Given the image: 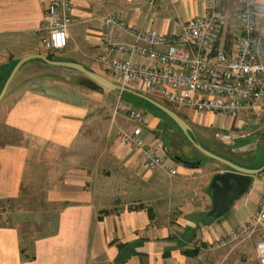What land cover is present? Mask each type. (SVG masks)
I'll return each instance as SVG.
<instances>
[{
  "label": "crops",
  "instance_id": "1",
  "mask_svg": "<svg viewBox=\"0 0 264 264\" xmlns=\"http://www.w3.org/2000/svg\"><path fill=\"white\" fill-rule=\"evenodd\" d=\"M50 1L0 0V43L4 50L16 52L11 62L30 54L44 55L53 61L79 63L111 81L108 59L149 62L114 47L134 43L148 46L124 28L116 26L114 37L109 42L103 40L108 16L138 31L156 29L165 35H178L189 19L216 10L223 15L218 46L235 52L240 36L237 0H71L74 23L68 32L69 45L64 52L49 54L40 49L48 35L45 17ZM257 13L264 29V0H257ZM13 79L16 86L6 111L5 128L21 137L6 141L0 148V201L4 202L1 210L6 211L0 216V264L258 262L255 242L261 237L260 229L226 247L213 250L208 245L255 214L264 192V171L253 177L250 189L227 214L216 217L210 213L213 203L209 186L215 174L232 169L217 170L213 163L207 166L208 156L203 153L205 158L183 157L171 138L174 126L156 108L145 104L142 135L160 149L164 158L161 167L150 169L140 150L113 140L117 126L129 132L138 126L128 117L125 123L118 112L121 105H142L122 99V92L135 93L105 86L77 69L52 65L40 57L26 62ZM129 87L144 91L146 94L128 88L158 99L178 113L188 123L190 135L206 149L191 122L209 129L217 119L231 116L198 113L176 105L178 111L141 86ZM242 114L257 118L251 128L264 120L254 111L231 117L237 122ZM155 129L166 132L167 141L161 140ZM103 166L111 168L104 174L117 180L115 189L99 186ZM173 168L176 174L171 173ZM29 179L43 180L35 183L33 193H43L48 205L45 210L34 209L31 217L29 211L12 206ZM42 211L51 215L44 218Z\"/></svg>",
  "mask_w": 264,
  "mask_h": 264
},
{
  "label": "built area",
  "instance_id": "2",
  "mask_svg": "<svg viewBox=\"0 0 264 264\" xmlns=\"http://www.w3.org/2000/svg\"><path fill=\"white\" fill-rule=\"evenodd\" d=\"M237 2L240 36L235 52L218 46L223 15L216 10L189 19L184 32L178 35H165L156 29L138 31L125 21L108 16L104 21L103 40L109 42L114 37L116 26L124 28L148 46L134 43L115 44L114 47L149 62L115 57L106 62L122 84L141 86L177 106L198 113L234 116L254 111L264 116V29L257 19V0ZM73 23L71 0H51L45 17L48 35L43 38L42 46L64 52L69 45L68 32ZM157 46L162 48L157 49ZM120 109L138 126L132 132L120 130L119 141L140 150L150 169L161 167L164 158L160 150L142 135L146 112L139 107L122 105ZM171 173L176 174L177 170L173 168ZM259 229L262 233L255 242V250L259 264H264V192L255 214L226 237L211 242L208 248L226 247L242 237H251ZM195 264L203 263L198 260Z\"/></svg>",
  "mask_w": 264,
  "mask_h": 264
},
{
  "label": "rangeland",
  "instance_id": "3",
  "mask_svg": "<svg viewBox=\"0 0 264 264\" xmlns=\"http://www.w3.org/2000/svg\"><path fill=\"white\" fill-rule=\"evenodd\" d=\"M2 43L3 42L0 43V92L5 84L6 79L8 78L11 72L14 63L16 62V61H12V62L10 61L16 55V52H11L10 50H6V49L4 50L3 49L4 45ZM40 52H47L49 54H52V52L54 51L47 50L42 47V49H40ZM111 75L113 76L112 80L115 83L127 88H131L140 93L146 94L142 90L122 84L115 75L113 74ZM15 86H16V79H13V81L10 83L7 89L5 96L0 101V148L2 145L6 143V141L11 139L15 141L16 139H20L21 137V136L19 137L18 135L11 134L5 128V115L8 106L10 104V96L13 93ZM166 103L172 106L174 109L178 110V107L175 104L169 102ZM145 106L146 105L145 104L143 105L142 103V105H140L139 108L146 109ZM118 112L120 116H124L123 119L125 120L126 123L127 116L124 110L119 109ZM180 113H182L185 119L188 120L184 112L180 111ZM238 117L239 120L237 122H235L234 120L235 117H231V116H225L222 118V120L217 119L214 125L209 129H204L198 123L191 122L192 126H194L192 127V129L195 131L197 135V139L201 141L207 147V149L212 151L213 153L224 158L226 157L233 159L243 164L253 165L252 167H259L264 164V120H261L255 127L251 128L250 126L251 124H253L252 122L257 120L256 117L247 118V115L245 114H242ZM124 125L126 126V124ZM172 126L174 127H173V131L172 132L170 131L172 135L171 138L176 142V144L180 148L177 149V152L182 151L181 154L185 158H191V157L205 158L204 155L197 148L191 145L189 140L183 135V133L179 130L177 125L172 123ZM121 127L122 125L120 127L117 126V129L115 130V132H113V136H112L113 140L117 141L118 144H122L118 138V132L121 130ZM153 131L160 133L159 138L163 141H167V139L169 138L166 132H160V130L158 129H155ZM37 148L38 147H33L34 150H37ZM157 149L160 150L159 148ZM40 150L43 149L40 148ZM207 158H205L207 160V166H209L210 163H213L217 170L228 169L227 165L222 164L221 162H218L209 157ZM50 167L51 165L47 164V169H50ZM110 169L108 167L103 166L102 168L103 178L98 179V181L100 182L99 186L100 187L105 186L108 188L112 187L115 189L117 180L110 177L106 172L104 174V171L107 170L108 172H110ZM37 181L38 183L43 182V180L41 179H38ZM37 181L33 179H29L28 185L24 187L22 190L23 194H20L19 196L14 198L12 202L13 209L16 208L15 206L17 205V209L15 210L25 209L26 211H29L28 215L30 214L29 215L30 217L33 215L34 213L33 211H36L34 209H44V210L47 209L48 205L46 203L47 202L46 196L43 193H39V194L33 193L34 191H36L35 183H37ZM44 181L46 180L44 179ZM258 183L260 184L261 180L258 181ZM21 202H23V205L19 206ZM3 203H4L3 201H0V216L2 215L4 216L6 213V211H4L3 209L1 210V206H3ZM16 212L17 211L13 212V214ZM46 212L47 211L45 212L42 211L44 218H47L49 217V215H51V212L48 213ZM253 264H258L257 260H254Z\"/></svg>",
  "mask_w": 264,
  "mask_h": 264
},
{
  "label": "water",
  "instance_id": "4",
  "mask_svg": "<svg viewBox=\"0 0 264 264\" xmlns=\"http://www.w3.org/2000/svg\"><path fill=\"white\" fill-rule=\"evenodd\" d=\"M36 57H40L52 65L65 66V67L77 69L105 86L115 88L121 91L127 90V91H131L137 94L138 96L144 98L145 100L149 101L151 104L155 105L157 108L165 112L169 117H171L175 121V123L181 128V130L184 132V134L187 136L190 142L201 153H203L204 155L208 156L211 159H214L218 162H221L222 164L229 166L232 170H227L225 172H220V173L215 174L210 183L209 194H210V197L213 203V208L210 213L212 215L216 217H221L227 214L230 211L233 203L250 189L252 182H253V177L256 174H260L261 172L264 171V165L256 169L247 168L244 166H240L206 149L190 135L188 123L174 110H172L171 108L167 107L166 105L160 103L159 101L151 97H148L140 93H136L124 86L118 85L114 83L113 81L109 80L108 78H106L105 76L88 70L87 68H85L83 65L79 63L66 62V61H53V60H49L44 55H37V54L27 55L21 58L11 70L0 92V101L5 96L7 89L11 81L13 80L14 76L18 72V70L26 62Z\"/></svg>",
  "mask_w": 264,
  "mask_h": 264
},
{
  "label": "trees",
  "instance_id": "5",
  "mask_svg": "<svg viewBox=\"0 0 264 264\" xmlns=\"http://www.w3.org/2000/svg\"><path fill=\"white\" fill-rule=\"evenodd\" d=\"M15 63H17V62H15ZM15 63H14V65H15ZM13 65V66H14ZM13 68V67H12ZM123 93V95H122V99H131V100H134V101H140V102H142L143 104H146V105H148V106H152V107H154V108H156L161 114H163L166 118H167V120H169L171 123H174L175 125H177L176 123H175V121L171 118V117H169L165 112H163L162 110H160L159 108H157L156 106H154L153 104H151L150 102H148L147 100H145V99H143V98H140V97H138V96H136L135 94H132V93H128V92H122ZM264 165V164H263ZM263 165H261V166H259V167H252L253 165H249V166H247L248 168H254V169H256V168H260V167H262Z\"/></svg>",
  "mask_w": 264,
  "mask_h": 264
}]
</instances>
